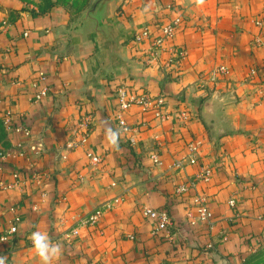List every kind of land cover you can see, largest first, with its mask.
Here are the masks:
<instances>
[{
    "label": "crops",
    "instance_id": "crops-1",
    "mask_svg": "<svg viewBox=\"0 0 264 264\" xmlns=\"http://www.w3.org/2000/svg\"><path fill=\"white\" fill-rule=\"evenodd\" d=\"M4 3L0 123L10 108L30 128L25 143L37 148L0 165V180L10 181L12 169L21 177L0 189V232L11 225L10 207L21 218L17 232L0 243L6 264H41L30 240L37 230L61 246L54 264H239L255 251L264 238V0H110L104 13L109 38L88 19L35 11L20 0ZM176 8L184 23L173 44L185 54L169 65L150 60L147 43L135 36ZM220 65L226 73L217 72ZM118 82L166 99L162 117L138 108L127 113L136 126L134 146L122 135L116 146L106 138L108 128L118 130L111 97ZM40 86L47 94L35 102ZM210 98L217 102L213 118L202 113ZM182 107L191 115L186 124L175 115ZM83 129L86 144L64 159V143ZM4 136V147L19 139ZM189 136L201 140L199 155L212 166L201 190L211 219L194 225L186 216L189 196L174 190L195 169L172 165ZM158 146L161 164L153 166L146 156ZM86 150L100 155L101 164L93 167ZM118 196L122 202L104 210L96 225L79 221ZM144 205L168 209L171 238L153 235L140 213Z\"/></svg>",
    "mask_w": 264,
    "mask_h": 264
},
{
    "label": "built area",
    "instance_id": "built-area-1",
    "mask_svg": "<svg viewBox=\"0 0 264 264\" xmlns=\"http://www.w3.org/2000/svg\"><path fill=\"white\" fill-rule=\"evenodd\" d=\"M264 17V11H263ZM257 25H261L262 20L257 19ZM184 15L180 9H175L171 18L160 23L159 28L152 32L149 26H144L135 36V40L138 43H147V51L150 55V60L162 58L165 60V64H170L172 57L180 60L184 56L185 52L182 48L176 47L173 44V37L175 32L183 25ZM216 72V70H215ZM217 72L226 73V67L220 65L217 67ZM47 86H40L38 91L33 95V101H39L43 96L47 94ZM111 97L114 101V111L112 113L115 125L126 141L134 146L136 141L134 138L135 125L131 124L127 120V113L133 108H138L143 112H153L156 117H162L164 114L162 111L166 104L164 95L158 93L153 94L149 91H138L128 87L123 82L116 83L111 89ZM175 115L181 123H187L190 118V112L186 107L175 112ZM1 122L5 133L10 137L11 135L19 136V139L12 141V144L8 147L0 146V165L8 161H17L18 159H26L29 151H36V146L27 145L25 139L31 134L30 128L27 124L19 121L14 112L10 108H5L2 112ZM86 123V121H85ZM87 128V127H86ZM88 138L87 129L79 130V132L71 139H68L63 146V158L68 157V153L75 147H83ZM202 146V142L197 137H191L186 143L184 149V155L175 158L173 161V167L183 169L185 166H191L195 169L194 176L178 183L175 187V193L178 195H188V205L186 207V216L188 222L194 225L198 221L209 222L211 219V211L208 207L207 200L202 193L203 185H206L212 177V166L208 161H203L199 155V149ZM162 146H158L151 150L146 158L147 161L153 166L161 164V150ZM85 156L89 163L93 167L101 164L102 159L100 155L90 151H85ZM11 180H0V189L9 190L13 188L21 179L19 169H12L10 171ZM116 181H111L110 186H115ZM123 197H114L113 199L106 201L100 207L95 208L85 218H79V221L90 225H96L103 215L104 210L112 209L113 206L120 204ZM230 206H235L237 202L236 194L232 195L228 199ZM17 207H10V211L13 213L11 219V225L7 232H0V243L6 242L12 234L17 232L18 224L21 221L20 216L16 213ZM195 212V213H194ZM141 216L149 221L152 225L153 235H163L171 238V228L174 221L168 211L164 207L148 206L144 205L141 208ZM195 214V215H194ZM259 218L264 220V212L259 215ZM75 234L78 233L76 228L73 229ZM127 238L135 240L137 236L133 233H128ZM211 244H209L210 246Z\"/></svg>",
    "mask_w": 264,
    "mask_h": 264
},
{
    "label": "rangeland",
    "instance_id": "rangeland-1",
    "mask_svg": "<svg viewBox=\"0 0 264 264\" xmlns=\"http://www.w3.org/2000/svg\"><path fill=\"white\" fill-rule=\"evenodd\" d=\"M23 5L39 12L59 11L66 12L74 21H78L84 11L91 5L93 0H20ZM4 0H0V29L2 25V14L4 13ZM4 134L0 126V138ZM254 252H250L248 257L239 264H264V238L260 239L256 247L252 246Z\"/></svg>",
    "mask_w": 264,
    "mask_h": 264
},
{
    "label": "clouds",
    "instance_id": "clouds-1",
    "mask_svg": "<svg viewBox=\"0 0 264 264\" xmlns=\"http://www.w3.org/2000/svg\"><path fill=\"white\" fill-rule=\"evenodd\" d=\"M197 5H202L204 0H195ZM106 138L110 144L116 146L120 132L114 131L111 128L106 130ZM30 240L35 254L39 257L41 264H54L62 255L61 246L58 243H53L46 232L34 231L31 233ZM7 256L0 255V264H6Z\"/></svg>",
    "mask_w": 264,
    "mask_h": 264
},
{
    "label": "water",
    "instance_id": "water-1",
    "mask_svg": "<svg viewBox=\"0 0 264 264\" xmlns=\"http://www.w3.org/2000/svg\"><path fill=\"white\" fill-rule=\"evenodd\" d=\"M110 0H93L91 5L84 11L81 16V21L90 20L94 23V29L109 38L110 33L104 22V13L106 6ZM217 107V102L214 98L204 101L202 106V113L208 117L213 118Z\"/></svg>",
    "mask_w": 264,
    "mask_h": 264
},
{
    "label": "trees",
    "instance_id": "trees-1",
    "mask_svg": "<svg viewBox=\"0 0 264 264\" xmlns=\"http://www.w3.org/2000/svg\"><path fill=\"white\" fill-rule=\"evenodd\" d=\"M160 22H155L153 25H154V27L152 28V32H155L158 28H159V24ZM0 126H1V128L3 129V126H2V123H0ZM3 131H4V129H3ZM6 133H5V131H4V134H2V136H1V138H0V140L2 141L1 143H2V145H4V144H6L7 142H4L5 140H4V138H5V135ZM190 136L189 137H187V139L185 140V144L190 140ZM8 147V146H7Z\"/></svg>",
    "mask_w": 264,
    "mask_h": 264
}]
</instances>
